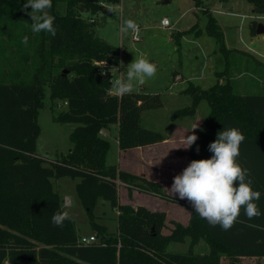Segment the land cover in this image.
<instances>
[{"label":"trees","instance_id":"1","mask_svg":"<svg viewBox=\"0 0 264 264\" xmlns=\"http://www.w3.org/2000/svg\"><path fill=\"white\" fill-rule=\"evenodd\" d=\"M192 1L208 16V33L217 39L223 55H228L220 27L204 0ZM247 1L255 14L264 15V0ZM104 2L121 4V0H52L48 11L55 17L53 37L32 31L31 8L22 10L26 0H0V264L264 262V216L249 220L242 208L234 226L224 231L202 219L187 201L183 205L191 212L189 223L174 222L171 234L164 236V212L120 203L119 182L175 200L158 183L107 165L111 143L102 131L118 126L122 151L162 143L166 137L141 125L144 111L163 107L158 94L140 92L120 98L112 90V69L118 65L112 59L115 49L82 16L98 13ZM257 25L251 23L254 36ZM25 37L27 43H22ZM104 62L110 66H102ZM217 74L218 82L208 90L188 86L184 94L191 96V105L177 110L173 119L194 116L202 102L208 104L207 116L194 130L198 139L188 153L191 161L211 158L209 145L218 132L230 127L241 130L245 141L237 162L250 170L252 188L261 192L256 203L264 212V93H238L229 64ZM224 77L226 82L220 83ZM46 88L54 122L76 125L69 153L50 162L37 155L38 119L45 108ZM60 103L68 105L59 111ZM66 177L79 180L76 192L99 244L83 245L73 219L63 227L51 223L52 215L64 210L53 180ZM100 198L118 211L116 234L96 222L94 208ZM183 243H188L187 252L170 250L171 244ZM200 243L208 247L204 254L196 250Z\"/></svg>","mask_w":264,"mask_h":264},{"label":"rangeland","instance_id":"2","mask_svg":"<svg viewBox=\"0 0 264 264\" xmlns=\"http://www.w3.org/2000/svg\"><path fill=\"white\" fill-rule=\"evenodd\" d=\"M221 1L204 0V6L210 10L220 27L223 44L226 50L230 51L226 56L219 50L217 39L207 31L208 16L197 9L192 0H121L120 5L104 2L103 9L98 13L84 12L82 14L83 18L93 25L97 36L115 49L112 59H115L118 65L117 68L112 69L114 79H125L127 66L141 56L157 65L156 75L146 79L143 85H137L133 91L141 92V87H145L146 93L158 94L163 101V107L144 111L142 127L164 133L172 124L194 120L193 116L192 118L187 116L173 121V115L177 110L191 105L190 95L185 94L183 97L176 98H173V95L179 94L181 90L189 86L184 79L191 81L201 90H208L218 82L217 73L224 72L227 64L234 73L232 81L238 93H264V34L255 36L251 34V23L264 24V15L253 13V6L247 0L232 1L230 6H226ZM108 9H113V12ZM164 18L170 22L169 27L162 26ZM128 19L138 24L140 28L138 34H133L131 31L124 34L120 31L121 25ZM121 61L123 67H121ZM177 73L184 79L182 80L181 77L178 80L175 79ZM219 82L225 83L226 78L220 79ZM46 93L45 108L40 111L38 119L41 135L37 141V155L50 162L69 153L72 148L70 134L76 125L54 122L48 88ZM58 110L60 111V108ZM208 112V104L202 102L194 114L195 121L207 116ZM112 128L116 131L115 126ZM102 136L104 137L103 134ZM112 136L111 133L110 137ZM110 143L107 165L117 166L120 162V147L114 138L110 139ZM139 154L145 153L139 151ZM143 171H145L144 168ZM129 174L140 177L134 173ZM78 182L79 180L68 177L53 180L55 190L63 199V205L66 198L69 202V207L64 210L70 212L80 239L93 238L95 231L90 217L76 192ZM118 184L121 204L132 207H138L139 204H146L153 208L168 207L150 197L154 196L168 204L171 203L169 206H176L174 209L172 206L169 209L171 214L177 215L180 212L179 207L186 210L183 203L187 200L173 198L166 191L164 193L175 202L131 188V186L126 187L120 182ZM133 191L139 192L140 195L134 196ZM94 215L96 222L106 226L109 234L117 233L118 211L112 209L109 202L98 199ZM166 222H168L167 219ZM173 223V221L167 223L168 225L162 231L164 236L171 234L174 229ZM180 224L184 225L181 222ZM97 239L99 242V238ZM188 243L171 244L170 250L187 252ZM207 248L206 244L200 243L196 250L204 254ZM223 264H230V262L224 259ZM240 264H264V262L243 259Z\"/></svg>","mask_w":264,"mask_h":264},{"label":"clouds","instance_id":"3","mask_svg":"<svg viewBox=\"0 0 264 264\" xmlns=\"http://www.w3.org/2000/svg\"><path fill=\"white\" fill-rule=\"evenodd\" d=\"M29 7L32 31L49 33L54 37L57 31L54 27L55 17L48 11L52 8V0H26L22 10ZM108 10L113 12V9ZM120 31L124 34L129 31L138 34L140 28L134 20L128 19L121 25ZM22 43H27V37ZM157 70V65L143 56L134 59L127 66L125 79H111L112 90L117 97L123 98L131 94L137 85H143L146 79L153 78ZM198 127V123L194 124L190 129L193 134L185 137L186 148H190L197 141L194 130ZM244 141L245 136L237 127L218 132L216 140L209 145V151L213 153L211 158L191 161L181 174L173 178L169 189L173 196L186 199L193 210L211 226L219 225L224 231L234 226L242 208L249 220L264 216L256 203L261 199V192L253 190L254 181L250 170L237 162L240 146ZM196 150L199 152L198 147ZM234 182H238V187L234 186ZM62 207H69L67 198ZM71 220L68 210L57 211L51 217V223L56 227H63L65 221Z\"/></svg>","mask_w":264,"mask_h":264},{"label":"crops","instance_id":"4","mask_svg":"<svg viewBox=\"0 0 264 264\" xmlns=\"http://www.w3.org/2000/svg\"><path fill=\"white\" fill-rule=\"evenodd\" d=\"M232 1H235V0H222L221 2L225 4L226 6L227 5L230 6ZM231 8H228V9L232 11L233 9ZM257 37H254V38H257ZM235 50H238V49H235ZM180 77L182 80L184 79L179 73H177L175 79L178 80L180 79ZM184 80L186 81L185 82L186 84L188 83L189 85L192 84L191 81L186 80V79ZM187 88L188 87H186L184 90H181L179 94L175 93V95H173V98L174 97L176 98L177 96L183 97L185 95L184 91ZM141 92L146 93L145 87H141ZM132 93H140V92H132ZM147 94H153V93H147ZM193 118L194 120L190 119L188 121H183L181 123L172 124L169 130L163 133V135L166 137V140L162 143H157L154 145L141 147V148L130 149L127 151H122L119 148L120 162H119V165L117 166L122 171H126L132 174L134 173L149 181L158 183L161 186V188L164 191H166V193L169 196L176 198V199H180L178 195L173 196L171 192L169 191V189L172 186L173 178L176 175L181 174L183 170L191 162V158L188 155L190 148H186L187 144L185 143V137L187 135L193 134V132L190 131V129L194 124L198 123L199 126L202 125L204 117L199 118L196 121H195V115L193 116ZM177 120L178 119H173V121H177ZM115 127H116V131H114L113 128L111 127L110 130L102 131L103 132L102 134L104 135L105 138L108 137L106 139L109 142H110V139L114 138L117 144L119 145V136H118L119 127L117 126ZM111 133L113 134L112 137H110ZM139 151H141L142 153L144 152L145 154L141 155L139 154ZM143 168L145 169V171H143ZM125 186L128 187L127 185ZM133 194L134 196H136L135 194L140 195L139 192H135V191H133ZM150 197L155 198L157 202L159 203L161 202L164 205H167L168 207L165 208L161 206V207L153 208V207L146 206V204L144 205V204H139V203H138L139 204L138 206H144L152 211L164 212L167 215L168 222H172V221L179 222V223L181 222L184 225L189 223L190 215H191L190 211L185 210L183 207H179L180 212L177 215L171 214V212L169 211V209H171V206H172V205L169 206L171 203L168 204L166 201H161L159 198H156L154 196H150ZM172 207L174 209V207L176 206L173 205ZM168 222H166V225H168L167 224Z\"/></svg>","mask_w":264,"mask_h":264},{"label":"built area","instance_id":"5","mask_svg":"<svg viewBox=\"0 0 264 264\" xmlns=\"http://www.w3.org/2000/svg\"><path fill=\"white\" fill-rule=\"evenodd\" d=\"M162 26L163 27H169L170 26V22L168 21V19L167 18H164L163 20H162ZM138 39V38H137ZM136 39V40H137ZM102 66H109V63L108 62H104L103 64H102ZM67 103H60L59 105H58V108H60V109H63V108H65V107H67ZM68 204H69V202H68ZM81 243L83 244V245H86V246H91V245H95V244H99L98 243V239L96 238V236L95 237H93V238H88V239H86V238H82L81 239Z\"/></svg>","mask_w":264,"mask_h":264},{"label":"water","instance_id":"6","mask_svg":"<svg viewBox=\"0 0 264 264\" xmlns=\"http://www.w3.org/2000/svg\"><path fill=\"white\" fill-rule=\"evenodd\" d=\"M256 32H257V35L264 34V24H258Z\"/></svg>","mask_w":264,"mask_h":264}]
</instances>
